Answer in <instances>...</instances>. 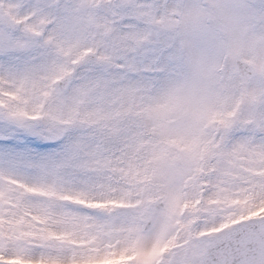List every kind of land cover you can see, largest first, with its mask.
I'll return each mask as SVG.
<instances>
[{"label": "snow or ice", "instance_id": "snow-or-ice-1", "mask_svg": "<svg viewBox=\"0 0 264 264\" xmlns=\"http://www.w3.org/2000/svg\"><path fill=\"white\" fill-rule=\"evenodd\" d=\"M0 264H264V0H0Z\"/></svg>", "mask_w": 264, "mask_h": 264}]
</instances>
